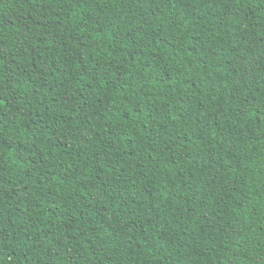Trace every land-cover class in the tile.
<instances>
[{"label":"trees","instance_id":"obj_1","mask_svg":"<svg viewBox=\"0 0 264 264\" xmlns=\"http://www.w3.org/2000/svg\"><path fill=\"white\" fill-rule=\"evenodd\" d=\"M0 264H264V0H0Z\"/></svg>","mask_w":264,"mask_h":264}]
</instances>
